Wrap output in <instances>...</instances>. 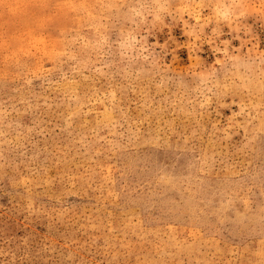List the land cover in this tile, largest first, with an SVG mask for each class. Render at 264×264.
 Masks as SVG:
<instances>
[{"label": "rangeland", "instance_id": "1", "mask_svg": "<svg viewBox=\"0 0 264 264\" xmlns=\"http://www.w3.org/2000/svg\"><path fill=\"white\" fill-rule=\"evenodd\" d=\"M0 264H264V0H0Z\"/></svg>", "mask_w": 264, "mask_h": 264}]
</instances>
